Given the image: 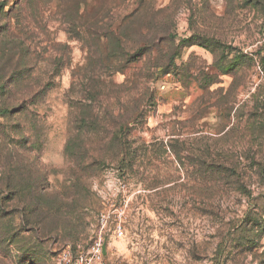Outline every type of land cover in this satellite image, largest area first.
Returning a JSON list of instances; mask_svg holds the SVG:
<instances>
[{"label":"rangeland","instance_id":"1","mask_svg":"<svg viewBox=\"0 0 264 264\" xmlns=\"http://www.w3.org/2000/svg\"><path fill=\"white\" fill-rule=\"evenodd\" d=\"M264 264V0H0V264Z\"/></svg>","mask_w":264,"mask_h":264},{"label":"built area","instance_id":"2","mask_svg":"<svg viewBox=\"0 0 264 264\" xmlns=\"http://www.w3.org/2000/svg\"><path fill=\"white\" fill-rule=\"evenodd\" d=\"M69 254L63 255V260L66 264H72L68 258ZM102 257V244L100 241H96L93 245L86 251V253H79L77 258L74 259L73 264H97L100 262Z\"/></svg>","mask_w":264,"mask_h":264}]
</instances>
